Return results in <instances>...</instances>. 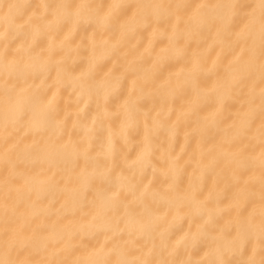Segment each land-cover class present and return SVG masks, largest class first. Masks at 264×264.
<instances>
[{"label": "bare ground", "instance_id": "1", "mask_svg": "<svg viewBox=\"0 0 264 264\" xmlns=\"http://www.w3.org/2000/svg\"><path fill=\"white\" fill-rule=\"evenodd\" d=\"M0 264H264V0H0Z\"/></svg>", "mask_w": 264, "mask_h": 264}]
</instances>
